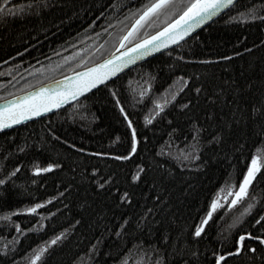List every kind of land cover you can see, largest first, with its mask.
<instances>
[{
	"label": "trees",
	"instance_id": "16d2710c",
	"mask_svg": "<svg viewBox=\"0 0 264 264\" xmlns=\"http://www.w3.org/2000/svg\"><path fill=\"white\" fill-rule=\"evenodd\" d=\"M29 2L8 0L4 12ZM46 2L47 8L4 16L0 22V99L104 58L152 0ZM184 3L176 14L169 9L165 20L161 14L150 17L127 44L165 25ZM250 9L264 16V0H238L192 37L72 105L0 133V178L18 167L6 186H0V264H31L39 248L44 251L36 264H155L146 245L158 244L166 229L174 239L181 231L191 239L211 201L219 192L237 188L252 155L264 144L259 118L249 122L243 134L208 142L221 118H232L238 103L232 80L241 86L247 79L256 81L257 88L240 94L245 100L261 95L264 20L246 19ZM223 56L231 59H218ZM180 77H187L188 83L181 84ZM165 99L168 102L157 111L154 101L162 105ZM210 112L214 119L207 118ZM124 114L136 129L138 150L119 160L115 157L127 155L131 141ZM49 163L60 167L33 171ZM137 165L144 179L132 181ZM257 176L249 196L231 209L222 205L214 211L198 241L194 264H215L213 253L233 252L234 240L243 232L264 235L255 223L264 216V175ZM153 180L157 186L150 187ZM104 181L99 188L97 183ZM125 192L128 201L120 200ZM248 203L253 204L250 211L229 227ZM34 204H40L35 212L22 211ZM149 208L155 215H144ZM58 236L56 243H49ZM246 243L256 252L226 256L221 264H264V245L251 239Z\"/></svg>",
	"mask_w": 264,
	"mask_h": 264
},
{
	"label": "snow or ice",
	"instance_id": "6c2138e0",
	"mask_svg": "<svg viewBox=\"0 0 264 264\" xmlns=\"http://www.w3.org/2000/svg\"><path fill=\"white\" fill-rule=\"evenodd\" d=\"M178 0H152L147 6L140 11L138 17L135 18V22L132 24L131 28L127 30V35L121 39V47H123L124 40L131 38L136 31H138L152 16H159L162 12L167 15V10H174ZM234 3V0H186L182 10L179 14L165 27L161 30L155 32L154 34L147 36L144 39H141L139 43H136L133 47L128 48L125 52L121 53L120 56H110L106 59H103L100 63L93 64L91 67H85L81 72L73 73V80L70 84H67L63 87L62 90L58 88H48L41 86L29 93H25L19 100L15 99L12 103L7 104L4 107H0V129L10 127L11 125L18 124L20 121L28 119L30 116H39L41 112H47L50 108H58L61 103H67L69 98L75 99L82 93L88 92L90 89L97 88L98 85H103L105 81L109 80V77L115 76L117 72L120 71L121 66H126L128 63L132 62L134 59H138L142 55H146L150 51H155L158 47H163L167 43H176L183 36L187 35L188 32L197 24L203 23L205 20L210 19L212 16L216 15L221 9H225L231 6ZM8 4V0H3L0 3V22L3 21L4 16L9 15H23L31 11L40 9L41 7L47 8L49 4L46 0H30L26 5H16L12 9H9L7 12H4L5 5ZM33 5L35 7H33ZM245 18L249 20H255L260 18L264 20V16L257 17L256 10L250 9L246 14ZM250 51V50H246ZM233 56H239V53L233 52ZM218 59L229 60L231 57L223 56L218 57ZM83 63V61H81ZM207 63V61H205ZM67 81V78H64ZM179 81L181 84H187V77H180ZM55 83V82H50ZM226 83H228L226 81ZM231 85H235L233 95L237 97L238 103L232 113V118L228 121H224L221 118L219 122V128L212 135L209 143L212 142H223L226 138H230L234 135L243 134L244 129H247L249 122H256L259 118V134L264 135V76L260 79L259 91L261 93L259 99L254 101L245 100L240 94L246 92H252L253 89L257 88L256 81L254 79L245 80L244 84L241 86L237 84V81L232 80ZM171 88V86H170ZM201 87L195 88L197 93L201 92ZM167 91V90H166ZM219 91H223L220 89ZM115 95V93H113ZM141 96L144 95V92L141 91ZM171 97L175 99L176 92H171ZM209 100L212 99L211 96L208 97ZM119 105V100L116 101ZM156 104V110H161L160 103L154 101ZM167 103V101H164ZM229 104L233 103L228 101ZM188 105H180L181 108H186ZM121 113H124V109L120 108ZM208 119H214V113H208ZM124 119L128 123V127L131 129V141L130 148L127 152V155L116 156L115 159L126 160L128 157L132 156L137 152L138 140L136 129L132 125V121L128 118L127 114H124ZM145 120L149 123L151 122L148 116H145ZM243 123V128L240 125ZM215 127V125H214ZM203 129H198L202 131ZM195 138V134H194ZM75 147V145H73ZM83 151V149H81ZM264 152V144L257 148L256 153L252 155L251 161L247 167L246 172L243 175L242 180L239 182V187L234 192L232 188L229 187L228 192L231 195V202L227 204V209H231L234 205L238 204L240 200L249 196V186L253 185L254 181L258 179L257 174L261 172L262 167H264V156H260L257 153ZM96 155H101V153H96ZM103 155H108L104 153ZM188 156L185 154V159ZM60 167V165L55 163H49L46 167H34L33 171L47 172L49 170ZM138 171L132 175V181H138L144 179L141 175L143 168L137 165ZM16 170L8 172L7 175H4L0 178V186H6L7 182L14 176ZM96 172V169L93 168V173ZM147 183V181H145ZM107 181L103 183H97L99 188H103ZM151 186H157L156 180L152 181ZM163 191V188H161ZM128 192H125L120 196V200L128 201L130 200ZM153 199L163 204L165 201L160 200L158 196H153ZM167 197H165V200ZM227 199V196L224 197ZM254 199V197H252ZM40 207V204H34L30 207L22 209L26 212H35L37 208ZM217 199H213L209 206L208 212L201 218L200 222L196 224L194 230L191 232V239H188L181 233H177L175 239L169 234L166 229L161 233L159 237L158 244H147L152 254L155 257V264H194V261L198 260L199 249L197 247L198 241L203 238L205 234V226L207 225L210 218L213 217L214 211L220 208ZM253 207L252 203H248L247 207L244 208L243 212L240 214V217L234 218L232 224L229 227H235L237 223L240 222V218L243 217L245 213H248ZM16 211H21L17 209ZM155 215L153 210L149 208L147 212L144 213L145 216L149 214ZM5 219L8 216L4 217ZM129 221L126 219L125 223ZM156 225L160 224L159 220L154 222ZM255 223L260 225L261 233H264V216L261 219L256 220ZM143 224H137L136 227L140 228ZM17 230H19V224L16 225ZM124 225H121L123 228ZM152 232V229H149ZM61 236L63 233L60 234ZM60 237H55L49 243H56ZM255 240L260 245H264V235H253L252 232H243L238 235L234 240V251L233 252H224L220 254L218 252L213 253L215 258V264H221L222 261H225L226 256H232L234 254H240L242 251L247 252H256L254 246L246 243L247 240ZM44 250L40 249L36 251L35 254L31 257V264H36L37 260L41 257V254ZM121 264H126V261L122 260Z\"/></svg>",
	"mask_w": 264,
	"mask_h": 264
},
{
	"label": "water",
	"instance_id": "95a60500",
	"mask_svg": "<svg viewBox=\"0 0 264 264\" xmlns=\"http://www.w3.org/2000/svg\"><path fill=\"white\" fill-rule=\"evenodd\" d=\"M237 1L238 0H234V3L231 6L225 8V9H221L219 12L216 13V15L212 16L210 19H207L203 23H200V24L195 25L188 32L187 35L183 36L176 43H167L163 47H158L155 51H150L146 55H142L138 59L132 60V62L128 63L126 66L122 65L120 71L117 72L115 76L109 77V80L108 81H105V83L103 85L109 83L110 81H112L113 79L117 78L118 76H120L124 72L128 71L129 69H131V68H133V67H135V66H137V65H139V64H141V63H143V62H145V61H147L149 59H151L152 57H155L156 55H159L160 53H163V52H165V51H167V50H169V49L177 46L181 42H183V41L187 40L188 38L192 37L193 35H195L196 33H198L200 30H202L203 28H205L206 26H208L210 23H212L215 19H217L218 17H220L222 14H224ZM173 19H171L169 22H167L165 25H163L159 29H157V30L151 32L150 34L142 37L141 39H144L147 36H150V35L154 34L155 32L161 30L168 23H170ZM131 26H130V28H131ZM125 35H127V32L125 33ZM141 39H139V40H137V41H135L134 43H131V44H127V40L128 39L127 40H124L123 47H121V41H120V43L118 44V46L110 54H108L104 58H102V59H100V60H98V61H96V62H94V63H92L90 65H87V66H83L81 68L74 69V70H72V71H70L68 73H65L63 75H60V76H57V77L52 78L50 80H47V81H45V82H43V83H41V84H39L37 86H34V87L30 88V89H27L25 91H22V92H19V93L14 94L12 96H9V97L0 99V107H4L6 105V103L7 104L12 103V101L14 100V98L17 99V100H19V98H21L25 93H29V92L33 91L34 89H37V88H39L41 86H45V87H48L50 89L51 88H58L59 90H62L63 87H65L67 84H70L71 81L73 80V78H74L73 77V73L81 72L85 67H91L93 64L100 63L103 59H106V58H108L110 56H118L119 57L121 53L125 52L128 48L133 47L136 43H139ZM64 78H67V81ZM50 82H55V83H50ZM103 85H98L97 88L90 89L88 92L82 93L81 95H79L75 99L69 98L68 101H67V103H61L60 107H58V108H50L47 112H41L39 116H30L28 119H25L23 121H20L18 124H14V125H11L10 127H6V128H3V129H0V133L6 132V131L11 130V129H14V128L19 127L21 125H24V124H26L28 122L34 121L36 119H39V118H42V117L51 115V114L55 113L56 111L61 110V109L65 108V107H67L68 105H70V104H72V103H74V102L82 99L83 97H85L86 95H88L89 93H91L92 91L98 89L99 87H101Z\"/></svg>",
	"mask_w": 264,
	"mask_h": 264
},
{
	"label": "rangeland",
	"instance_id": "374dc122",
	"mask_svg": "<svg viewBox=\"0 0 264 264\" xmlns=\"http://www.w3.org/2000/svg\"><path fill=\"white\" fill-rule=\"evenodd\" d=\"M184 1H185V0H178L175 9H174L173 11H170L169 13L176 14V13L179 11V9H180V7H181V5H182V3H183ZM167 12H168V10H167ZM169 13H168V14H169ZM168 14H167V15H168ZM167 15H165V14L162 12V13H161V16H160L159 18L162 19V20H163V19L165 20ZM167 20H168V19H167ZM134 21H135V20H134ZM134 21H133V22H134ZM133 22H132V23H133ZM152 22H153V21H152ZM152 22H151V21L149 22L150 24H148V27L146 26V29L151 27L150 25H151ZM132 23H131V25H132ZM131 25H130V26H131ZM153 25H154V24H152V26H153ZM129 28H130V27H129ZM129 28H128V29H129ZM128 29H127V30H128ZM126 32H127V31H126ZM126 32H125V33H126ZM124 35H125V34H124ZM124 35H123V36H124ZM129 40H130V38L127 40V42H129ZM38 85H39V84H38ZM36 86H37V85H36ZM165 101L168 102L167 99H165ZM164 105H165V103H164V101H163V103H162L161 106L163 107ZM257 154L260 155V153H257ZM245 172H246V171H245ZM241 180H242V179H241ZM238 187H239V185L237 186V188L235 187V189H232V191L234 192L236 189H238ZM225 196H227V199H224ZM231 198H232V197H231V195H230L229 192H228V188H227L226 190H224V191L219 192V193L217 194V197H216V199L218 200V202H219V204H220L221 206H222V205H223V206H227V204L231 202ZM40 249H43V248L36 249V251H39ZM36 251H35V252H36ZM34 254H35V253H34ZM34 254H33V255H34ZM33 255H32V256H33ZM32 256H31V257H32ZM26 260H27V259H26ZM30 261H31V259H30Z\"/></svg>",
	"mask_w": 264,
	"mask_h": 264
},
{
	"label": "bare ground",
	"instance_id": "6f19581e",
	"mask_svg": "<svg viewBox=\"0 0 264 264\" xmlns=\"http://www.w3.org/2000/svg\"><path fill=\"white\" fill-rule=\"evenodd\" d=\"M181 43H182V42H181ZM178 45H179V44H178ZM74 103H75V102H74ZM72 104H73V103H72ZM72 104H70V105H72ZM70 105H68V106H70ZM68 106H67V107H68ZM58 111H59V110H58ZM56 112H57V111H56Z\"/></svg>",
	"mask_w": 264,
	"mask_h": 264
}]
</instances>
